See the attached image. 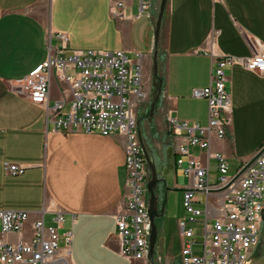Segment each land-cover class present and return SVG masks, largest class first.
<instances>
[{
  "label": "crops",
  "instance_id": "0c3cea01",
  "mask_svg": "<svg viewBox=\"0 0 264 264\" xmlns=\"http://www.w3.org/2000/svg\"><path fill=\"white\" fill-rule=\"evenodd\" d=\"M123 1L126 18L120 20L111 15V0H0V211L31 214L21 233L4 234L0 227V244L30 242L34 223L43 219L46 226H55L54 211L59 210L66 227L73 228L72 264H168L172 259L165 228L151 262H128L120 254L116 216L125 192V137L56 132L45 108L17 93L15 85L47 60L50 46L59 44L53 32L67 34L72 49L124 51L141 60L149 91L157 71L155 53H162V96L149 125L140 120L139 127L168 192L183 200L190 181H183L186 164L177 165L180 143L170 134L167 118L208 126V101L192 92L210 86L215 56L245 59L264 47V0H167L158 41L162 0L156 2V15L153 0ZM213 31L218 34L212 49ZM201 49L208 53H197ZM226 74L232 101L229 135L223 140L212 136L211 156L191 148L196 159L209 165L212 182L219 176L213 155L226 157L230 175L237 176L264 149V74L241 64L227 67ZM56 102L65 103L68 111L72 97L68 86L54 79L50 105ZM5 163L28 169L8 175ZM200 195L206 199L199 193L195 208L205 210ZM166 215L179 232V222L190 218L186 211L175 212L174 204ZM60 244L64 248L63 239Z\"/></svg>",
  "mask_w": 264,
  "mask_h": 264
},
{
  "label": "built area",
  "instance_id": "2783aa9c",
  "mask_svg": "<svg viewBox=\"0 0 264 264\" xmlns=\"http://www.w3.org/2000/svg\"><path fill=\"white\" fill-rule=\"evenodd\" d=\"M111 15L126 18L123 0H111ZM217 32L209 45L213 49ZM58 40L50 46L49 57L34 72L16 83L15 89L35 105L45 108L54 131L125 137V192L121 211L116 216L121 256L128 262L149 263L150 218L148 166L139 136L138 104L147 93L143 85V66L124 51L72 49L67 34L51 33ZM197 53H208L201 49ZM241 64L252 72L264 74V47L250 58L215 56L211 84L194 89L192 96L206 99L209 124L181 122L167 118L170 134L179 141L177 165L186 164L190 181L184 191L183 207L190 218L179 222L183 245L178 264H249L261 242L264 228V152L245 163L237 176L229 173L230 165L221 154L219 176L210 180L208 164L196 159L191 148L197 147L211 156V139H226L232 126V101L227 90L226 68ZM56 79L68 86L72 103L50 105L51 83ZM28 166L4 164L5 173L18 176ZM205 194V210L195 208L201 203L198 194ZM55 226H46L43 219L34 223L33 237L28 243L0 244V264H72L73 228L66 227L62 211H54ZM31 214L23 211H0V227L4 234L21 233ZM203 218V220L199 219ZM201 220V221H200ZM64 240V248L60 241ZM200 246L196 253L195 246Z\"/></svg>",
  "mask_w": 264,
  "mask_h": 264
},
{
  "label": "rangeland",
  "instance_id": "374dc122",
  "mask_svg": "<svg viewBox=\"0 0 264 264\" xmlns=\"http://www.w3.org/2000/svg\"><path fill=\"white\" fill-rule=\"evenodd\" d=\"M156 61H157V66L160 69V72L162 71V73H164L165 58L162 56V53H160V52L157 53V60ZM159 69H157V70H159ZM163 76H164V74H163ZM162 85H163V82H162ZM159 87H160V84L158 85V83H156L154 81V79H153L150 91L145 89V87H144V89L147 93V97L143 102H140L138 104L137 114H138L139 123L141 120L142 122H146V124L149 125V121H148L149 117L152 114V110L154 112V110L156 108V106H155V108H153V104H154L156 97L158 95ZM162 89H163V87H162ZM161 96H162V94H161ZM161 96H160V98H161ZM183 181L188 183L189 179L183 178ZM200 197H201L202 202H204L205 196L200 195ZM166 198H167V202L165 205V215L161 218L156 219V225L158 228V242H157V246H156L155 255L157 254V247H158V243H159V238H160V236H162V234L164 235V233L161 232L162 231L161 228H165L166 251H167V254H169L172 257V259L170 261H168V264H178V258L177 257L179 256L181 245H182L181 234L178 231V228H176L175 223H171L168 220V217L166 215V210L171 204H174L175 212H185V209L183 207L182 198L178 197L176 195L175 191H172L171 193L168 192L166 194ZM202 207H203V205H201V208ZM199 219H202V218H199ZM194 250L196 253H199L200 252V246L196 245ZM163 262H164V260H163ZM249 264H264V228H263V232H262L260 245L258 246L256 251L254 252V255L252 256Z\"/></svg>",
  "mask_w": 264,
  "mask_h": 264
},
{
  "label": "water",
  "instance_id": "95a60500",
  "mask_svg": "<svg viewBox=\"0 0 264 264\" xmlns=\"http://www.w3.org/2000/svg\"><path fill=\"white\" fill-rule=\"evenodd\" d=\"M156 2L157 0H153L152 5H151V12L153 15H156V10H155ZM166 3H167V0H162L161 6H160V12L158 15V21H157L156 32H155L156 41H158L159 39ZM156 60H157V52L155 53V62H157ZM155 70H157V63H155ZM162 87L163 85L161 81L160 87L158 90V95L153 104V108H155L157 102L160 99V96L162 94ZM152 113H153V110H152ZM139 136H140L145 160L149 168V172H150V180L147 184V190L149 194L148 214L150 218V227H149L150 228V250H149L148 258H149V261L151 262L155 256L156 246L158 242V228L156 225V219L161 218L165 215V205L167 202L166 194L169 188L167 187L165 180L162 179L160 174L158 173L157 164L154 158L148 152L146 144L142 136V132L140 130H139ZM263 152H264V149L257 155V157L261 155Z\"/></svg>",
  "mask_w": 264,
  "mask_h": 264
},
{
  "label": "trees",
  "instance_id": "16d2710c",
  "mask_svg": "<svg viewBox=\"0 0 264 264\" xmlns=\"http://www.w3.org/2000/svg\"><path fill=\"white\" fill-rule=\"evenodd\" d=\"M159 69V68H158ZM164 73H162V71L160 72V69L157 70V72L154 74V81L156 83H158V85L161 83V81L163 82V79H164V76H163ZM264 147V146H263ZM149 172V171H148ZM149 178H150V172H149Z\"/></svg>",
  "mask_w": 264,
  "mask_h": 264
},
{
  "label": "bare ground",
  "instance_id": "6f19581e",
  "mask_svg": "<svg viewBox=\"0 0 264 264\" xmlns=\"http://www.w3.org/2000/svg\"><path fill=\"white\" fill-rule=\"evenodd\" d=\"M149 169V168H148Z\"/></svg>",
  "mask_w": 264,
  "mask_h": 264
}]
</instances>
